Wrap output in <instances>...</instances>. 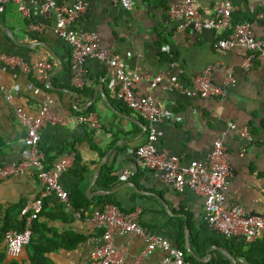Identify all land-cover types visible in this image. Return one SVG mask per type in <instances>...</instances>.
Segmentation results:
<instances>
[{
    "label": "crops",
    "instance_id": "obj_1",
    "mask_svg": "<svg viewBox=\"0 0 264 264\" xmlns=\"http://www.w3.org/2000/svg\"><path fill=\"white\" fill-rule=\"evenodd\" d=\"M195 1L204 16L212 17L215 4L221 0ZM22 2L30 10L29 17L22 15L17 0H4L5 11L0 15V48L19 58L23 65L0 64V84L16 92L13 105L0 89V164H16L28 156L25 133L16 121L14 109L36 113L44 100L43 92L47 91L55 96L51 110L54 122H45L38 146L48 152L50 165L63 157L68 159L69 167L61 176L62 186L69 192L72 204L73 195L78 203L90 202L87 209H77L89 215L99 197L113 196L126 211L141 208L140 224L172 244L181 239L179 219H183L187 250L188 218L180 213L185 210L202 242H219L210 244L205 257L212 247L226 248L220 245L222 234L205 222L202 195L189 189L177 192L162 182L159 171L139 168L133 149L144 142L147 121L116 99L118 85L107 69L96 60L86 59L76 68L83 71V84L75 85L70 47L54 31L55 13H40L31 0ZM73 2L63 0L61 4L72 6ZM234 3L238 7L234 18L250 22L256 37L264 38V0ZM88 4L72 27L95 33L99 50L118 57L128 72L142 77L135 83V91L154 97L167 113L157 122L162 132L157 148L178 156L185 166L193 159H206L213 141L222 138L232 168L225 192L227 201L238 206L244 216L264 218V64L254 61L245 70L243 63L251 54L237 46L218 53L213 43L223 33L211 29L198 33L192 27L178 32V23L169 11L180 4L179 0H134L130 10L98 0H89ZM249 18L253 20L248 21ZM42 58L51 60V70L37 72L31 68ZM206 68H210L217 85L226 87L227 95L188 97L162 84L151 85L150 79L162 74L176 76L188 87ZM228 71L233 81L227 85ZM84 110L97 116V130L76 120ZM241 130H247L252 138L245 151ZM126 172L129 174L123 177ZM103 173H111L118 184L111 189L104 187L108 180L101 184ZM40 184L34 174L0 180V226L8 220L13 226H22V211L30 210L40 194ZM48 199L33 237L41 242L38 262L33 263L31 248L12 259L2 246L0 254L4 253V257L0 264H88L91 253L102 244V231L60 209L61 204L54 197ZM241 241L234 238L236 245ZM116 243L124 251L125 262L133 260L145 245L143 238L132 235H121ZM216 250L211 251L212 258ZM163 258L156 250L144 264H162Z\"/></svg>",
    "mask_w": 264,
    "mask_h": 264
},
{
    "label": "built area",
    "instance_id": "obj_2",
    "mask_svg": "<svg viewBox=\"0 0 264 264\" xmlns=\"http://www.w3.org/2000/svg\"><path fill=\"white\" fill-rule=\"evenodd\" d=\"M38 7L39 12H54L56 25L54 28L58 37L65 40L70 47L71 68L75 70L73 82L77 86L83 84L82 70L77 66L88 60H96L102 64L109 75L117 82L115 97L126 104L131 110L147 121V132L142 144L133 149L137 164L143 168H151L160 172L162 182L171 186L177 192L185 189L202 195L205 200V222L222 235L229 238H241L246 243H252L264 235V218L244 216L241 209L226 199L225 192L229 187L232 168L230 156L222 138H216L212 143V151L206 159H193L188 165H182L181 158L160 150L156 142L162 136L157 126L167 113L151 95L141 96L135 89V83L142 79L127 71L125 64L118 57L109 55L106 51L99 50L95 33H89L72 27L78 15L87 10L89 0H74L72 6L61 4L63 0H31ZM112 5H121L125 9H132L134 0H98ZM19 10L24 16H30V10L24 6L22 0H17ZM178 6H172L170 17L178 23V32L193 28L201 33L211 29L223 33L213 43L218 53H225L233 47H241L251 55L243 63V68L248 70L254 61L264 64V38L256 37L250 23H235L234 13L237 6L234 0H221L215 4V15L204 16L195 5V0H179ZM5 11L4 0H0V14ZM0 64L9 66H23L19 58L4 52L0 48ZM31 68L37 72L52 69L49 58H42L32 63ZM152 87L162 84L168 90L179 91L188 97L210 98L227 95L226 87L217 85L213 81L210 68L204 69L196 76L191 86H185L176 76L158 74L150 79ZM233 81V76L228 71L226 84ZM0 89L6 94V99L14 105L16 92L0 84ZM35 93H39L36 90ZM44 100L34 114H29L22 108L14 109L17 123L24 130V144L28 156L16 164H0V180L20 175L34 174L40 181L41 191L32 202L30 210L22 211V231L7 230L0 242V248H6L10 258L20 257L29 247L34 237L33 223L43 208L45 199L54 197L66 211H70L77 218L92 224L102 231V244L90 255L88 264H144V261L156 250L164 256L162 264H191L186 259L185 252L175 247L165 237L145 228L139 222L141 208L136 207L129 212H122L113 204H107L101 209H95L91 214L84 215L80 209L73 207L69 192L61 183L62 174L68 169L69 161L63 157L55 161L51 167L46 165V155L39 149L40 130L46 121L51 119V110L55 104V96L47 91ZM76 120L87 124L93 130L100 127L94 113L78 115ZM240 138L244 140L245 147L252 138L247 130L239 131ZM165 171V173H163ZM129 173L123 174L126 177ZM121 235H132L143 238L145 245L137 256L125 262L122 248L116 243V238Z\"/></svg>",
    "mask_w": 264,
    "mask_h": 264
},
{
    "label": "trees",
    "instance_id": "obj_3",
    "mask_svg": "<svg viewBox=\"0 0 264 264\" xmlns=\"http://www.w3.org/2000/svg\"><path fill=\"white\" fill-rule=\"evenodd\" d=\"M1 15V14H0ZM234 17H235V13H234ZM253 18H249L248 21H252ZM235 23L238 24H242L245 22H240L238 21L236 18H234ZM250 23V22H248ZM251 24V23H250ZM46 89L51 90L50 87H46L44 86ZM52 91V90H51ZM89 114L90 110H84L82 112H80L79 115H84V114ZM43 154L46 155V165L48 167H51L52 165L49 164V159H47V155L48 152H43ZM140 169H142L139 166ZM108 180V183L106 186V188H113L118 184L117 179H115V177L111 176V173H103V175L101 176V184H104L103 182H106ZM73 198V207L75 209H77L76 207H81V206H85V208L87 209L90 202H86V203H81V202H77L75 200L74 195L71 196ZM49 199H45V201L43 202V208L42 211L44 210V208L46 207L47 203H48ZM92 204V203H91ZM95 204V203H94ZM107 204H113L114 206H116L120 211L122 212H129L134 210L136 207H134L133 209L126 211L121 207V204L115 202V200L113 199V196L107 195V196H103V197H99L97 199V204L95 209H101L103 208L105 205ZM60 209H63L62 205H60L59 207ZM94 209V210H95ZM42 211L40 212L39 216H41ZM180 213H182L184 216H187L188 220V224H189V228H190V238H191V243H192V247L195 251V253L200 256V257H205L207 254V250L210 247V244L212 243H217L219 244V242H202L200 240V233L198 231H194V227L193 224H191V216L190 214L183 210ZM38 216V218H39ZM38 220V219H37ZM37 220L33 223V229L34 231L36 230V224H37ZM14 221V220H13ZM179 224L181 225L180 227V241L176 244H173L175 247H178L180 249H182L185 254H186V259L191 263V264H231V261L219 250H216L214 253V256L211 260H209L208 262H199V260L195 259L193 256H190L188 251L186 250L185 247V241H184V227H183V219H179ZM9 228H13L16 231L20 232L22 231V226H13L11 221L8 220L6 221V223H4V225L0 226V242L2 241L4 234L7 230H9ZM102 235V232H101ZM222 240L220 242V245L225 246L226 248H228L233 256L236 258L237 260V264H264V235L262 238H259L258 240L252 242V243H246L245 241H241L239 244H235L234 243V239L229 238L225 235H222ZM41 242H39L38 240H35V238L32 239L31 244L29 245L28 248H31V250L33 249V254L34 257L32 258L33 263H37L38 262V258L37 255L39 251V245ZM44 247V246H43ZM4 253L0 254V262L2 260V257H4L3 255ZM41 256V255H39ZM37 258V259H36Z\"/></svg>",
    "mask_w": 264,
    "mask_h": 264
},
{
    "label": "water",
    "instance_id": "obj_4",
    "mask_svg": "<svg viewBox=\"0 0 264 264\" xmlns=\"http://www.w3.org/2000/svg\"><path fill=\"white\" fill-rule=\"evenodd\" d=\"M2 27L6 28L4 25H2ZM146 129H147V127H146ZM163 173H165V171H163ZM186 244H187V250L190 253V255L193 256L195 259L199 260V262H207V261H209L212 258L211 251L213 249H218L231 261V264H237L236 263L237 261H236L235 257L232 255V253L228 249H226L224 247H220V246L212 247L208 251V256L207 257H200L197 254H195V252H194V250H193V248L191 246L190 232H189V227L188 226H186Z\"/></svg>",
    "mask_w": 264,
    "mask_h": 264
}]
</instances>
